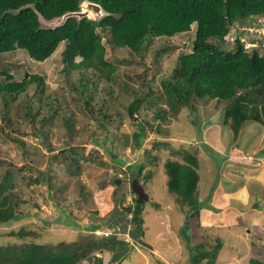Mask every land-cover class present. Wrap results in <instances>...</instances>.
I'll return each instance as SVG.
<instances>
[{
    "label": "trees",
    "instance_id": "trees-1",
    "mask_svg": "<svg viewBox=\"0 0 264 264\" xmlns=\"http://www.w3.org/2000/svg\"><path fill=\"white\" fill-rule=\"evenodd\" d=\"M80 1L0 0V226L31 217L26 207L40 209L39 197L50 200L57 210L67 202L72 208L83 209L111 190V198L119 207L127 196L133 201L121 208L131 214L127 235L133 242L117 238V233L125 234L123 228L110 236H94L95 229L118 224L98 212L86 234L72 243L35 241L32 238L39 236L28 228L29 224L9 229L5 235L0 233V264H104L105 251L119 262L138 252L137 245L143 244L144 203L137 202L134 189L152 172L159 183L162 172L165 174L168 194L184 211L179 232L191 251V264H218L222 248L233 246L226 242L230 232L240 238L236 229L241 227L246 234L251 222L248 217L239 221L235 218L237 211L227 209L224 238L221 233L209 234L211 238L198 239L190 246L192 231H204L200 209L207 208L206 214L211 209L221 212L198 199L197 143L185 142L180 149L161 154V147L173 145L159 137L163 136V125L184 108L194 115L201 107L216 112L219 123L214 129L230 131L229 142L237 148L248 122L264 127V37L243 39L255 36L249 28L264 27V0H89L105 11L102 19L68 17L53 28L39 22V16L49 21L78 11ZM179 36L186 37L189 52L178 57L170 77L160 79V90H153L146 75L134 73L127 78L139 81L140 87L126 86L121 97L113 95V88L106 90L107 96L93 91L97 82L87 70L110 84L114 82L116 66L105 59L103 38L111 48L127 49L137 57H143L150 45L165 40L152 56L156 65L168 50V40ZM61 43L66 87L51 89L36 73L28 77L23 74L20 81L10 73L11 68L29 70L26 63L17 65L10 59L16 52L22 51L40 63L51 57ZM73 69L79 71L75 81L70 77ZM128 122L135 127L131 136L123 130ZM153 133L161 136L150 143ZM106 138L114 164L104 161L99 150L92 147L104 146ZM7 144L19 154L11 156ZM128 146L134 158L137 156L132 164L127 155L122 157ZM234 154L246 161L243 154ZM262 155L264 148L255 157ZM87 164L100 169L93 190L79 179ZM133 167L136 172L128 174ZM120 174V184L115 185L114 179ZM86 175L92 174L88 171ZM128 178L134 181L129 183ZM43 187L44 194L35 192ZM234 246L238 247L237 255L232 259L238 260L246 250L245 243L239 239ZM249 263L264 264L258 258L249 259Z\"/></svg>",
    "mask_w": 264,
    "mask_h": 264
},
{
    "label": "rangeland",
    "instance_id": "rangeland-1",
    "mask_svg": "<svg viewBox=\"0 0 264 264\" xmlns=\"http://www.w3.org/2000/svg\"><path fill=\"white\" fill-rule=\"evenodd\" d=\"M95 17L96 16H93L91 19L94 20ZM96 19L98 20V17ZM58 23H61V20H59ZM250 31L252 34H255V36L246 35L243 39L247 40L248 38L252 37L258 38L259 36L264 37V30L262 29L253 28ZM164 41L165 40L155 42L147 48L143 57H137L132 55V52L128 51L127 49L111 48L107 43H105L103 38L102 42L105 46V59L116 66L115 71L112 73L114 82L110 84L103 77L100 76V78H98L99 75H97V73H92L91 70H87L86 73H88L91 78L97 82L93 91L97 92L99 96H107L106 90L113 88V95L115 96L118 94L121 97V94H124V89H126V86H134L135 89L140 87L139 81L133 82L127 78L128 75H132L134 73H142L143 75H146V78L153 90H160V79L170 77L175 64L177 63L178 57L182 54V52H189L188 48L186 47V37H174L168 40L166 45L168 50L160 55V61L155 65L152 56L156 52L155 49L157 47L158 49L161 48L160 45ZM248 41L250 40L248 39ZM246 46L248 47L250 44H247ZM62 49L63 43L60 44L56 52L51 57L40 63L29 59V57L25 56L23 52H16V54L11 56L10 59H12V61H16L17 65L26 63V67L29 70L25 71V68H11L10 73L13 74L19 81L22 79L23 74H27L26 76L28 77L31 73H36L43 78L46 86L59 91L61 87H66V76L62 72L64 63L63 59L61 58ZM35 67H37L36 71H34ZM146 67L148 70L145 73L143 70ZM156 69L158 70L156 71ZM70 73L72 81H75V79L78 77L79 71L77 69H73L70 70ZM31 93L32 91H30V94ZM19 103L20 101L18 100V104ZM145 112L147 113V111ZM211 112L213 111L201 107L195 111L194 115L192 111L184 108L181 113H179L178 117L169 119L167 123L163 125L164 128L162 129V137H159L161 136L160 134L158 135L153 133V136H150L148 140L151 143L152 140L159 137V139L167 141L173 145L171 148L161 147V154H169L170 150L172 149H180V146H183L182 143L184 144L185 142H198L196 144L198 145V154H200V166L197 170L199 174V179L197 182V192L199 193L198 199L200 202L204 201L205 203H208L210 208L213 207L216 209L217 197L222 194L219 181L221 177H224L228 174L225 172L226 167H232L240 171H244L245 175L247 174L251 177L257 175L259 177L261 170L264 168V160L260 159L259 157H255L253 154H250L248 156V159H250L248 160L250 162V166L238 163V156V159H236V155L233 156L232 152L236 151L239 153H245L244 148H242L244 143H242L240 147L237 148L234 143H232V141L229 142L231 137L230 131L226 133L225 129H214L213 126H217L219 121H217V117H215L217 114L213 116ZM204 124L207 125L205 128H203ZM259 126L260 125L253 122H249L246 126H244L243 134L246 132L248 134V137L245 139L246 141H250V137L253 140L264 139V127ZM123 127V130H125L129 136H131L135 129V127L130 122L126 123ZM219 127L227 128L226 126L221 125ZM224 133H226V135H224ZM210 137L213 139L211 140L213 141L212 143H209ZM106 140L107 141L104 146H96L92 144V147L99 150V152L103 155L104 161L114 164L111 162L110 155H108L107 151L110 146V141L107 138ZM29 142H31V140ZM224 143L226 144L223 145ZM203 145H206V149L203 148ZM5 147L10 150L11 156L19 154L12 144H7ZM87 147H89V145ZM147 150H149V148H147ZM113 152L117 151L114 149ZM150 153L154 154V151L151 150ZM124 155L129 157L130 160L128 159V161L131 162V164L137 157L136 156L134 158V153L132 152L130 146L125 149L122 157H125ZM174 158L180 159L178 155H174ZM216 159L220 161H215ZM229 160L230 162L227 163ZM243 168L247 169V171H245ZM133 170L136 172V168L133 167L127 171L128 174H131ZM160 170L162 171V169ZM88 171L91 172V177L86 175V173L88 174ZM98 171H100V169L95 167L94 164H87L85 173L81 174L79 179L85 182L87 186L93 190L96 188V177L100 174ZM129 178L131 179V175ZM129 178L126 180L129 183L134 181V179L129 181ZM126 181L122 183V187H125ZM166 181L167 179L163 172L162 181L160 183L156 181L154 173L152 172L146 182L140 181V184L137 182L136 186L143 188V192L147 196L148 200V202H146L147 200L139 202L144 203V209L141 213V216L144 220V234L142 236L143 244L137 245L138 252L136 250L135 253L130 254L126 258H122L119 264H144V262L141 261L142 257H145V259L147 257H151L152 261L149 264H175L177 262L180 264H191V251L187 249V243L181 236L180 232H178V228L180 227L184 218V211L182 209L179 210V205L175 202L174 197L168 194L166 189ZM98 188L99 187H97V189ZM245 188L247 190V187ZM35 192L44 194L45 188H37ZM101 194L102 195H99L94 199L92 204L86 205L83 209L79 207L72 208L67 202L64 205H61L60 209L57 210L51 204L50 200L39 197L38 204L40 205V209H38L36 206L28 205L26 210L31 212L33 215L28 218H22L18 222L11 223L10 225L0 226V233H4L5 235V232H7L9 229L14 228L17 230L20 226L29 224L28 228L30 230L33 229L35 234L39 236L37 238H32L35 241L41 240L44 243L54 244L57 242L72 243L86 234V228H89L90 224L95 221L97 216H99L98 212L99 214L104 215V217L106 216L105 218H109L111 221L117 220V226L120 230L122 228L124 230H128L127 226H131L128 224V222L131 220V216H129L128 213H124L121 208L128 204L132 205L133 201H131L130 197L127 196L126 201L121 207H119V205L115 204L114 200L111 198V190L104 191ZM243 194H245V191ZM225 197L227 198V196ZM156 204H158V206H156ZM206 210L207 208L200 209L202 216H204V219L201 222L204 231H198V228H195L194 231H192V240H190V246L195 245V243L198 242V239L207 240V238H211L209 234L214 235L221 233V237L224 238L223 234L226 232L227 223L224 221L225 217H223V212L222 216L221 213H216L215 211H212V209L209 213L207 212L208 214H206ZM22 211L25 212V208ZM235 217H238L237 219L240 221L241 216L235 215ZM104 229L105 227H100L97 229L100 231H94V236H101L102 234L104 236L105 233H108L112 230H110V228L107 230ZM129 229H131V227ZM101 230H103V232ZM236 231L241 234V237L237 238L234 234H232V232H230L231 235L228 236L229 241L226 242L230 244L233 243V246L229 245L222 248V253L220 254L221 256L219 258L218 264H250L249 260L246 262V257L249 254H252L251 250L253 249L250 247L248 252L245 250L238 260L232 259L237 255L236 250L238 247L234 246L236 242L239 239L249 236V234L245 235L243 233L244 231L241 227H238ZM108 235H110V233ZM119 236V238H124L127 242H133L130 237L124 236L122 234ZM143 253L145 254L143 255ZM110 258L111 254L108 253L103 257V260L104 262H107ZM156 259H158V261Z\"/></svg>",
    "mask_w": 264,
    "mask_h": 264
},
{
    "label": "crops",
    "instance_id": "crops-1",
    "mask_svg": "<svg viewBox=\"0 0 264 264\" xmlns=\"http://www.w3.org/2000/svg\"><path fill=\"white\" fill-rule=\"evenodd\" d=\"M247 137H248L247 132L245 134H243L242 132V135L240 136L238 140L239 144L244 143V146L242 148H244L245 153H241V154H243V158L246 159V161L243 162L240 159L236 158V156L235 158L238 159L239 161L238 163L245 164L246 166L247 165L250 166L249 165L250 162L248 161L250 159H248L249 158L248 156L250 154L255 155L262 148H264L263 147L264 139L253 140L250 137V141H246L245 139ZM210 139L212 138L210 137ZM210 142L212 143V141L209 140V143ZM195 143H198V142H195ZM203 148L206 149V145H203ZM235 152H232L233 156L235 155L234 154ZM199 155L200 154H198V158H199ZM259 158L264 160V155H262V157H259ZM215 161H220V160L216 159ZM228 162H230V160L227 161V163ZM244 168H248V167H244ZM244 170L247 171V169H244ZM248 170H251V169H248ZM225 172H227L228 174L225 175L224 177H221L219 181V186H220V190L222 191V194L219 197H217L216 207L220 210L221 215H222V212L223 214H225L227 209H233L237 211L235 215L241 216V220H243L245 217L249 218V222H251V230L249 229L247 231V229H245V233L249 234V236L242 239L243 243H245V249L247 250V252L249 250V247L253 249L251 250L252 256L249 254L247 257L248 258H258L264 262V168L261 170V174H259L260 178L258 177V175L252 176V177L247 174L245 175L244 171H240L232 167H226ZM245 187H247V190ZM244 191H245V194H243ZM225 196H227V198ZM223 217H226V216L224 215ZM235 218H238V217H235ZM178 232H179V228H178ZM119 237L120 236L117 233L118 239L126 241L124 238L121 239ZM251 242H253V245H251ZM108 253L111 254L110 252L105 251L102 254L103 255L102 259ZM144 254L145 253H143V255ZM151 259H152L151 257H147L146 259L145 257L144 258L142 257L141 261H143L144 264H149L152 261ZM156 260L158 261V259ZM120 262H119V259L113 261L112 255H111V258L107 262H104L103 260L104 264H119Z\"/></svg>",
    "mask_w": 264,
    "mask_h": 264
},
{
    "label": "clouds",
    "instance_id": "clouds-1",
    "mask_svg": "<svg viewBox=\"0 0 264 264\" xmlns=\"http://www.w3.org/2000/svg\"><path fill=\"white\" fill-rule=\"evenodd\" d=\"M88 3H92V4H96V5H98L100 8H101V10H102V12H103V14H102V16H100V17H98V20H100V19H102L105 15H106V13H105V11L102 9V7L99 5V4H97V3H95V2H91V1H89V0H82V1H80V3H79V10L78 11H75V12H79V11H81V10H83L82 9V7H84V6H86ZM75 12H71V13H75ZM71 13H66V14H64L63 16H61V17H56V18H53L52 20H49V21H45L44 19H42V17L41 16H39V22L41 23V24H43V25H45V27H50V28H53V27H56V26H58V25H60V24H62L68 17H74V18H77L78 20L80 19L78 16H66L67 14H71ZM93 16H96V15H92L91 14V16H85V17H87V18H89V19H91V17H93ZM83 18V17H82ZM97 18V16L95 17V19L94 20H97L96 19ZM59 20H61V23H58V21ZM92 20V19H91ZM253 28H249V31L250 30H252ZM256 29H262V30H264V28L262 27V28H256ZM20 52H22V51H20ZM32 60V59H31ZM22 65V64H21ZM23 66V65H22ZM27 75V74H26ZM27 77V76H26ZM211 110V109H210ZM213 111V110H212ZM212 114H213V116H215V113L216 112H211ZM249 123V122H248ZM255 123V122H254ZM247 125V124H246ZM245 125V126H246ZM207 125L206 124H204L203 125V128H205ZM63 151V150H62ZM119 178H121V176H119V177H117V179L115 178L114 179V183H115V180H119L120 181V179ZM116 185V184H115ZM143 189V188H142ZM100 195H102V194H100ZM131 199V198H130ZM129 216H131V214H128ZM128 224L130 225V221L128 222ZM131 226H127V229L128 230H124L125 231V234H126V236L127 237H129L127 234H128V232H129V228H130ZM110 228V235H112L114 232H118V231H120V229H119V227L118 226H115V227H109V226H107V227H105V229L104 230H107V229H109ZM97 229H99V228H97ZM97 229H95V231L96 232H98V231H100V230H97ZM102 232H103V230H101ZM108 233V234H109ZM106 235V234H104V236H110V235ZM119 235L121 234V233H118ZM125 234H122V235H125ZM248 257H246V259H247ZM249 259H251V258H248V260Z\"/></svg>",
    "mask_w": 264,
    "mask_h": 264
},
{
    "label": "water",
    "instance_id": "water-1",
    "mask_svg": "<svg viewBox=\"0 0 264 264\" xmlns=\"http://www.w3.org/2000/svg\"><path fill=\"white\" fill-rule=\"evenodd\" d=\"M82 9H88L92 15H96L97 17H100L103 14L101 8L98 5L92 4V3H88L86 6L82 7ZM87 15L88 14L86 12H84V11L81 10L79 12L67 14L66 16H78L79 18H82V17H85ZM115 184L116 185H119L120 184V181L119 180H115ZM134 191L137 194V201L138 202L147 200V196L144 194L142 188H140L139 186H137L134 189Z\"/></svg>",
    "mask_w": 264,
    "mask_h": 264
},
{
    "label": "bare ground",
    "instance_id": "bare-ground-1",
    "mask_svg": "<svg viewBox=\"0 0 264 264\" xmlns=\"http://www.w3.org/2000/svg\"><path fill=\"white\" fill-rule=\"evenodd\" d=\"M82 11L86 12L89 15H91L90 11L88 9H83Z\"/></svg>",
    "mask_w": 264,
    "mask_h": 264
},
{
    "label": "built area",
    "instance_id": "built-area-1",
    "mask_svg": "<svg viewBox=\"0 0 264 264\" xmlns=\"http://www.w3.org/2000/svg\"><path fill=\"white\" fill-rule=\"evenodd\" d=\"M263 28H264V27H263ZM119 176H121V174H120ZM108 233H109V232H108ZM108 233H105V234L107 235Z\"/></svg>",
    "mask_w": 264,
    "mask_h": 264
}]
</instances>
